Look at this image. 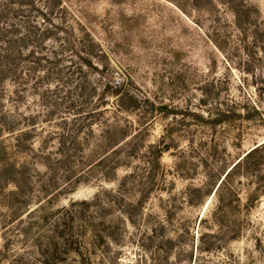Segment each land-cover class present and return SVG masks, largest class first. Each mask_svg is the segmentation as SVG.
Wrapping results in <instances>:
<instances>
[{
	"label": "rangeland",
	"instance_id": "1",
	"mask_svg": "<svg viewBox=\"0 0 264 264\" xmlns=\"http://www.w3.org/2000/svg\"><path fill=\"white\" fill-rule=\"evenodd\" d=\"M37 3L0 76V264H264V0Z\"/></svg>",
	"mask_w": 264,
	"mask_h": 264
},
{
	"label": "trees",
	"instance_id": "2",
	"mask_svg": "<svg viewBox=\"0 0 264 264\" xmlns=\"http://www.w3.org/2000/svg\"><path fill=\"white\" fill-rule=\"evenodd\" d=\"M46 5V9L52 8L54 4L60 2V0H41ZM38 0H0V76L4 74H11L19 79L21 77L18 75L22 68L23 61V49L25 46L26 39H31V36L34 38L32 40L33 48H37L38 37H46L49 30H43L40 33L33 31L31 28L26 27L31 25L32 18L34 16L25 15V7L30 8V12H36L39 15L35 17L34 22H37V17L40 16L43 21H48L45 13L42 12L41 8L38 6ZM28 17L30 19H28ZM26 19V21H24ZM26 31V35L24 32ZM55 61L58 62V59L55 58ZM111 82L103 83V89H109ZM114 85V81H113ZM112 88V87H111ZM95 89L92 87V91ZM89 117L92 112L83 113ZM20 147V146H19ZM255 148L248 151L242 158L249 156ZM241 158V159H242ZM240 159V160H241ZM239 160V161H240ZM239 161L234 164L224 175V179L228 174L233 170L239 163ZM45 166V165H44ZM47 167V166H45ZM223 179V180H224ZM222 180V181H223ZM74 242L70 241L69 245H73Z\"/></svg>",
	"mask_w": 264,
	"mask_h": 264
},
{
	"label": "water",
	"instance_id": "3",
	"mask_svg": "<svg viewBox=\"0 0 264 264\" xmlns=\"http://www.w3.org/2000/svg\"><path fill=\"white\" fill-rule=\"evenodd\" d=\"M120 84H119V81L118 80H116V81H114V86L115 87H118Z\"/></svg>",
	"mask_w": 264,
	"mask_h": 264
}]
</instances>
